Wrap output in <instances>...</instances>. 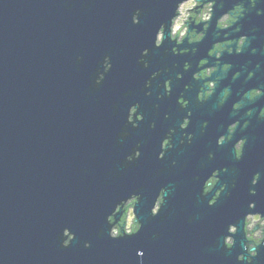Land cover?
Here are the masks:
<instances>
[{
  "label": "water",
  "instance_id": "1",
  "mask_svg": "<svg viewBox=\"0 0 264 264\" xmlns=\"http://www.w3.org/2000/svg\"><path fill=\"white\" fill-rule=\"evenodd\" d=\"M233 2L218 0L216 15ZM136 8L140 22L133 25ZM173 8L174 0H0V264H140L137 249L143 264H236L242 236L231 250L222 236L251 198L247 157L232 196L210 208L193 179L206 165L197 147L157 160L155 137L143 140L149 131L142 124L125 127L128 105L141 103L144 81L168 43L154 48L153 34ZM214 20L203 47L216 38ZM238 26L250 41L264 37V15L255 9ZM143 48L148 68L136 62ZM105 54L112 68L95 86ZM137 141L140 158L125 162ZM160 187L165 203L153 218L147 209ZM134 191L141 194V231L108 239L109 205ZM256 202L264 205L262 187ZM64 227L76 234L67 248L60 247Z\"/></svg>",
  "mask_w": 264,
  "mask_h": 264
},
{
  "label": "clouds",
  "instance_id": "2",
  "mask_svg": "<svg viewBox=\"0 0 264 264\" xmlns=\"http://www.w3.org/2000/svg\"><path fill=\"white\" fill-rule=\"evenodd\" d=\"M218 0H174V8L172 14L166 21H162L156 27L152 38V46L160 48L164 45L165 41L171 45L170 49L165 48V51H170L173 56L178 55H191L196 56L200 51L198 47L193 45L201 44L208 36V30L212 27L213 18L215 39L211 42V46L207 48L206 56H202L196 60L195 67L198 70H192V64L185 60L182 64L177 62L172 63V68H180V71L175 73V79H183V72H191V81L196 82L195 101L197 104H204L216 94V89L222 79L226 78L224 75L231 73V80H237L242 75V69L236 68L234 70L233 64L228 62H221L227 55H239L243 52L246 45H250L248 35L239 34L241 27L238 26L239 20L243 19L247 12L255 9L257 16L264 15V8L257 7V0H235L232 6L227 11H222L216 15L215 9ZM247 5V7L245 6ZM223 7V4H220ZM141 10L136 8L131 14V24H139ZM236 26V27H234ZM236 33L238 35H232ZM221 33L223 34L221 36ZM231 35V38H229ZM187 43L188 46H183ZM259 52L264 53V42L259 44ZM250 55L257 53V48L254 46L249 47ZM148 55V49L143 48L137 58V63L144 68H148V61L144 59ZM80 57H77L79 60ZM112 68L111 57L107 54L103 56L100 66L96 69V76L93 81L95 86H99L105 79V74ZM260 69V63H254L251 70H247L244 80L248 81L255 77L256 70ZM170 69L165 67L163 72L169 73ZM161 75V70L157 69L150 73L148 78L144 81L143 87L150 89L152 81ZM156 87H162V92H157L156 99L162 100L165 97H171L172 78L169 76L163 79L162 83L157 82ZM191 90V85L185 83L183 90L176 96V104L184 111L180 116L178 123L174 127H169L164 132L159 141V151L156 153L157 160H163L166 153L171 151L174 147L173 137L179 131L180 144H191L194 138L192 132L186 131L191 124V117L193 112L188 108L190 103L189 99L184 98L185 92ZM145 96H151V91H145ZM231 95L230 87L224 86L216 100L215 107L222 108L228 103V98ZM264 96V88L249 87L246 91H241L239 99H234L230 105V112L238 113L244 108L243 117H250L252 115V108L245 107V103L251 104L256 99ZM140 103L134 102L128 105L127 114L125 117V127L131 126L135 129L140 126L144 121V115L140 111ZM159 104H153V108L158 109ZM241 117L240 119H232L230 123L224 125L223 134L217 135L215 144L220 147L226 143L231 145V153L234 161H239L244 155V150L247 145L248 137L241 136L233 142V137L237 129L243 131L249 126V120ZM168 113H164V119H168ZM257 120H264V105L259 107L256 113ZM149 129H155L156 123L151 121L148 123ZM208 127L207 120L200 121V134L203 135L205 129ZM128 132L121 133V140L127 137ZM141 144L137 141L132 150L125 155L124 160L131 163L138 160L141 156ZM208 161L215 159L213 152H208ZM176 160H171V165L175 166ZM204 174L200 173L193 177L199 186V195L206 198V206L214 207L220 200L221 196L230 198L232 191L237 188L235 179L229 183L228 181H221V176L227 174L228 168H214L207 165H202ZM261 170L252 173L251 178L248 179V196L256 195V186L260 182ZM167 189L160 187L155 194L154 199L151 201V206L147 209L149 216L155 218L159 215L164 203ZM141 199V194L138 191L131 192L125 198H119L113 201L108 208L105 216V225L107 227V237L110 240L124 239L125 237L131 238L138 235L143 225L136 213V207ZM242 236L240 251L235 256L236 264H253L254 259L258 256L257 249L264 246V210H257V202L255 200L246 201V210L235 222H227L223 227L222 244L225 250H231L237 243V237ZM76 238L75 232L71 231L69 227H64L60 231V247L67 248ZM84 248L91 247L90 242H83ZM139 258L140 264H143V257L145 255L142 249H137L135 252Z\"/></svg>",
  "mask_w": 264,
  "mask_h": 264
},
{
  "label": "flooded vegetation",
  "instance_id": "3",
  "mask_svg": "<svg viewBox=\"0 0 264 264\" xmlns=\"http://www.w3.org/2000/svg\"><path fill=\"white\" fill-rule=\"evenodd\" d=\"M239 34H243L240 32ZM223 34L221 33V36ZM234 35H238L234 33ZM231 38V37H229ZM250 45H246L245 51H243L239 55H227L225 54L223 62L230 61L233 64L234 70L236 68L242 69V75L237 80H231V73L221 74L226 78L222 79L220 85H218L216 89V94L210 98L204 104H197L195 101V89L197 87L196 82L191 81V72L186 71L183 72V79L176 80L175 73L180 71V68H172V63L177 62L178 64H182L183 61L188 60L192 64V70H198L195 67L196 60L202 56H206L207 48L203 45H193L198 47L200 51L196 54V56H185L178 55L173 56L170 51H164L163 54L158 56V60L155 65V70L160 69L161 75L158 76L155 80L152 81V86L150 89L141 88V107L140 111L144 115V121L142 123L144 130L149 131L148 133H144L142 139L145 140V136L147 134L148 140L151 137H155L153 144L155 147H159V141L164 132L167 131L169 127H174L176 123H178L180 116L184 114V111L179 108V105L176 104V96L177 94L183 90V85L188 83L191 85V90L185 92L184 98L189 99L190 103L188 108L192 110L193 115L191 117V124L189 128L186 130L188 132H192L194 135L192 143L189 144H180L178 141L180 139L179 131H177L176 136L173 137V151L176 152L178 150H186V147H197V150H200L204 156V160L207 166H211L214 168L226 167L228 168L227 174H223L221 176V181H228L231 183L233 179H235V173H237L241 160L234 161L231 153V145L226 143L220 147H217L215 144V138L217 135L223 134L224 125L226 123H230L232 119H240L243 117L244 108L240 110L238 113L230 112V105L234 99H239V95L241 91H246L249 87H260L264 88V53L259 52V44L264 42V37L262 38H254L253 41H250ZM183 46H188L185 42ZM254 46L257 48V53L255 55H250L249 47ZM171 45L166 43L165 48L170 49ZM260 63V69L256 70L255 77L251 80L245 81L244 76L246 75L247 70H251V66L254 63ZM167 67L170 69L169 73L165 74L163 69ZM169 76L172 78V95L171 97H165L162 100L156 99L157 92H162L163 89L157 88V82L163 81V79H167ZM227 86L231 89V95L228 98V103L224 105L222 108H216V100L221 92L222 87ZM145 91H151V96H145ZM153 104H159L160 107L158 109L153 108ZM264 105V96L253 101L251 104L245 103V107L252 108V115L250 117H243L244 119L249 120V126L247 129L241 131L238 127L237 132L233 137V142L240 138L241 136H247L248 141L246 148L244 150V155L247 157L245 161V168L248 169L250 173V178L253 172L261 170L260 182L256 186L264 188V120H257L256 113L259 110V107ZM128 108V107H127ZM164 113H168L169 118L164 119ZM127 114V110H126ZM201 120L208 121V127L205 129L203 135L200 134L199 126ZM154 121L156 123L155 129H149L147 127L148 123ZM158 126V127H157ZM156 130V131H155ZM157 133H153V132ZM208 152H213L215 154V159L208 161L207 154ZM250 200L256 201V195L251 196ZM258 202V200H257ZM257 210H264V205L257 206ZM259 253H263L260 258L257 256L254 260L260 261L261 264H264V246H260L258 249Z\"/></svg>",
  "mask_w": 264,
  "mask_h": 264
}]
</instances>
